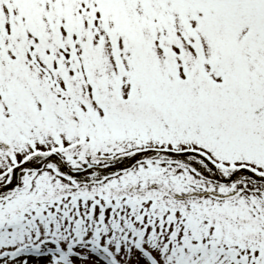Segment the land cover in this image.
<instances>
[{"label": "snow or ice", "instance_id": "snow-or-ice-1", "mask_svg": "<svg viewBox=\"0 0 264 264\" xmlns=\"http://www.w3.org/2000/svg\"><path fill=\"white\" fill-rule=\"evenodd\" d=\"M0 264H264V0H0Z\"/></svg>", "mask_w": 264, "mask_h": 264}]
</instances>
